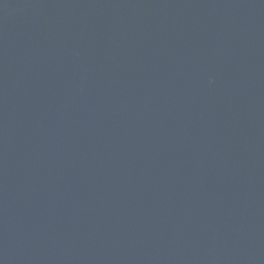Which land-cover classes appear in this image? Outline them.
<instances>
[{"label": "water", "instance_id": "1", "mask_svg": "<svg viewBox=\"0 0 264 264\" xmlns=\"http://www.w3.org/2000/svg\"><path fill=\"white\" fill-rule=\"evenodd\" d=\"M0 264H264V0H0Z\"/></svg>", "mask_w": 264, "mask_h": 264}]
</instances>
